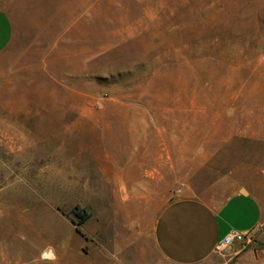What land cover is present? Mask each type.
Returning a JSON list of instances; mask_svg holds the SVG:
<instances>
[{"label": "rangeland", "instance_id": "rangeland-1", "mask_svg": "<svg viewBox=\"0 0 264 264\" xmlns=\"http://www.w3.org/2000/svg\"><path fill=\"white\" fill-rule=\"evenodd\" d=\"M0 8V264H163L168 200L264 191V0Z\"/></svg>", "mask_w": 264, "mask_h": 264}, {"label": "crops", "instance_id": "crops-1", "mask_svg": "<svg viewBox=\"0 0 264 264\" xmlns=\"http://www.w3.org/2000/svg\"><path fill=\"white\" fill-rule=\"evenodd\" d=\"M12 36V21L0 8V53ZM232 229H258L259 239L264 241L262 189L237 186L216 204L186 194L170 199L155 215L151 242L163 264H207L219 256L216 248ZM226 252L239 260L258 258L257 249L243 242L232 243Z\"/></svg>", "mask_w": 264, "mask_h": 264}, {"label": "built area", "instance_id": "built-area-1", "mask_svg": "<svg viewBox=\"0 0 264 264\" xmlns=\"http://www.w3.org/2000/svg\"><path fill=\"white\" fill-rule=\"evenodd\" d=\"M258 231H259L258 229L255 230L251 229L246 231H239L236 229H232L224 235V237L219 242L216 250L219 253L224 252L234 242H243L244 245L251 244L252 242H254Z\"/></svg>", "mask_w": 264, "mask_h": 264}, {"label": "clouds", "instance_id": "clouds-1", "mask_svg": "<svg viewBox=\"0 0 264 264\" xmlns=\"http://www.w3.org/2000/svg\"><path fill=\"white\" fill-rule=\"evenodd\" d=\"M43 257L52 261L57 259L55 250L51 246L43 253Z\"/></svg>", "mask_w": 264, "mask_h": 264}, {"label": "trees", "instance_id": "trees-1", "mask_svg": "<svg viewBox=\"0 0 264 264\" xmlns=\"http://www.w3.org/2000/svg\"><path fill=\"white\" fill-rule=\"evenodd\" d=\"M79 214V216H80V219H82V220H84L86 217H85V215H81L80 213H78ZM81 222V221H80Z\"/></svg>", "mask_w": 264, "mask_h": 264}, {"label": "water", "instance_id": "water-1", "mask_svg": "<svg viewBox=\"0 0 264 264\" xmlns=\"http://www.w3.org/2000/svg\"><path fill=\"white\" fill-rule=\"evenodd\" d=\"M243 190V189H242Z\"/></svg>", "mask_w": 264, "mask_h": 264}]
</instances>
